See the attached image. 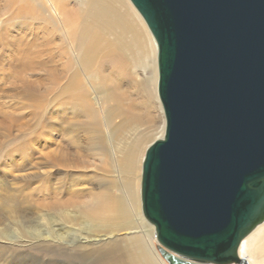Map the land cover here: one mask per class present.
<instances>
[{
  "label": "water",
  "instance_id": "95a60500",
  "mask_svg": "<svg viewBox=\"0 0 264 264\" xmlns=\"http://www.w3.org/2000/svg\"><path fill=\"white\" fill-rule=\"evenodd\" d=\"M158 48L166 130L142 213L167 264H247L264 224V0H130Z\"/></svg>",
  "mask_w": 264,
  "mask_h": 264
},
{
  "label": "rangeland",
  "instance_id": "374dc122",
  "mask_svg": "<svg viewBox=\"0 0 264 264\" xmlns=\"http://www.w3.org/2000/svg\"><path fill=\"white\" fill-rule=\"evenodd\" d=\"M0 1L2 8L4 0ZM68 29L64 20H59L45 4H36L32 15L19 19L6 13L0 14V119L4 116L0 120V264L130 262V258L126 257L127 245H103L111 236L105 234L102 225L75 216L73 206H79L74 203L77 202L74 198L76 190L85 188L84 191L79 190V196L89 189L99 192L107 182L93 177L90 185L85 186L77 181L78 176L85 180L84 174L91 175L98 164L91 158L93 152L87 150L90 148L87 144L81 149L84 168L75 169L71 161L76 139L85 142L90 137L103 136L102 133L76 128L69 135L66 128L62 132L56 130L53 125L54 110L47 107L53 98L50 71L55 67L48 54L59 56L61 49L68 50L71 44ZM56 63L57 68L62 69L61 61ZM140 74L139 79L144 77L141 69ZM147 74L150 76L148 69ZM98 92L99 95L104 94L101 88ZM133 98L139 101L140 94L133 92ZM151 103L149 107L139 104L137 111L142 123L136 131L130 128L131 137L137 134L153 136L145 149L155 141L156 133L163 124V114L159 111L156 98ZM70 138H75V144ZM106 151L108 153V148ZM87 165L88 168L85 167ZM85 198L78 197V202H83ZM66 210L69 216L65 217L63 213ZM134 219L136 221V217ZM144 227L156 245L153 229L147 222H144ZM139 230L140 233L125 230L120 234L114 231V236L139 238V247L153 259V252L141 234L144 230L141 227Z\"/></svg>",
  "mask_w": 264,
  "mask_h": 264
},
{
  "label": "bare ground",
  "instance_id": "6f19581e",
  "mask_svg": "<svg viewBox=\"0 0 264 264\" xmlns=\"http://www.w3.org/2000/svg\"><path fill=\"white\" fill-rule=\"evenodd\" d=\"M36 4L47 5L51 13L57 15L59 20H64L70 32L68 50L61 49L59 56L48 54L49 61L55 66L50 71L53 85L50 93L53 98L47 105L55 113L53 125L61 132L66 128L69 135L76 128L103 135L90 137L85 142L76 139L75 153L71 154L74 168H84L81 149L86 144L90 146L87 150L93 152L91 158L98 163L93 168L94 173L84 174L85 180L78 176L77 181L89 186L93 177H98L106 180L107 185L99 192L89 189L81 196L78 193L85 188H76L74 198L77 202H73L79 206H73L75 216L102 225L105 234L111 236L103 245H127L129 264H167L146 233L144 222L151 226L153 233L155 230L142 213L140 196V173L142 175L145 156L143 151L153 136L130 135V128L136 131L142 123L137 111L139 104L152 106L151 102L155 98L163 114V124L155 138L163 137L166 130L164 109L158 94V48L150 29L128 0H4L2 8L0 1V14L6 13L14 19L23 18L32 15ZM57 61H61L62 69L57 68ZM140 69L144 77L139 79ZM99 88L104 94L99 95ZM133 92L140 94L139 101L133 98ZM70 140L75 144V138ZM78 197H86L87 201L78 202ZM140 207L144 217L140 214ZM63 215L69 216L67 210ZM140 227L144 230L141 234L145 236L149 250L153 252V259L139 247V238L114 236L125 230H137L140 233ZM154 240L156 243L155 233ZM239 249L240 257L245 258L247 264H264V224L258 226Z\"/></svg>",
  "mask_w": 264,
  "mask_h": 264
}]
</instances>
